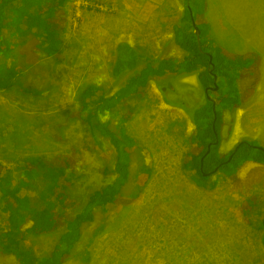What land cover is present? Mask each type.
<instances>
[{
  "label": "rangeland",
  "instance_id": "obj_1",
  "mask_svg": "<svg viewBox=\"0 0 264 264\" xmlns=\"http://www.w3.org/2000/svg\"><path fill=\"white\" fill-rule=\"evenodd\" d=\"M64 10L61 51L56 57L37 54L39 67L28 78L47 87L45 93L31 96L17 87L0 91V162L15 169L28 154L76 150L83 182L77 181L71 192L80 199L108 180L103 170L111 168L114 149L69 118L77 87L100 77L111 91L123 83L131 72L118 80L111 74L121 41L149 59L181 58L184 52L173 42L172 28L183 1L68 0ZM202 17L225 50L260 57L257 83L253 77L240 80L245 100L234 112H224L220 150L228 152L243 138L264 144V0H204ZM163 79L152 78L143 96L123 105L129 111L127 131L151 152L149 181L131 204L97 210L76 251L90 250L85 264H264V164L247 161L229 177L215 173L213 188L194 184L182 166L193 125L182 108L164 101L157 85ZM165 85L162 90L171 87ZM175 85L186 90L189 102L202 98L194 75L178 77ZM131 165L132 177L137 161ZM252 195L256 207L245 216L240 205ZM59 232L29 234L26 245L37 255L46 254ZM0 264L16 262L0 255ZM65 264L83 262L74 254Z\"/></svg>",
  "mask_w": 264,
  "mask_h": 264
},
{
  "label": "trees",
  "instance_id": "obj_2",
  "mask_svg": "<svg viewBox=\"0 0 264 264\" xmlns=\"http://www.w3.org/2000/svg\"><path fill=\"white\" fill-rule=\"evenodd\" d=\"M67 1L0 0V91L17 87L31 96L45 93L47 87L32 84L28 78L39 67L37 54L56 57L61 51ZM182 1L183 10L172 28V40L184 52L181 58L149 59L121 41L115 46L111 74L118 80L131 72L123 83L111 91L105 85L106 78L100 77L84 82L75 91L76 107L69 118L81 123L94 139L106 138L114 149L111 168L103 170L109 175L106 182L88 189L80 199L75 196L71 191L77 181L83 182V174L78 152L73 149L49 155H25L15 169L0 162V255L11 257L16 264H65L74 254L83 264L89 261L90 250L76 251V248L84 228L95 221L97 210L131 204L152 175L151 152L140 147L127 131L129 111L123 110L126 99L146 93L152 78L165 77L157 82L164 101L182 108L193 125L182 166L194 184L213 188L217 181L211 180V176L215 173L229 177L247 161L264 164V144L256 140L243 138L228 152L220 150L224 112H234L243 104L245 96L240 92V80L253 77L257 83L259 55L253 51L225 50L212 38L209 22L202 17L204 0ZM191 18L200 29L199 39ZM189 75L195 76L201 90L202 98L197 102H189L183 95L186 90L175 85L178 77ZM167 82L171 87L162 90ZM215 85L217 88L213 89ZM207 87L212 88L205 92ZM209 143L210 150L203 156ZM132 161H137V167L131 177ZM256 203L257 197L249 196L240 209L246 216ZM260 227L264 247V217ZM57 230L61 232L46 254L37 255L26 245L29 234L44 235ZM97 234H92L90 241Z\"/></svg>",
  "mask_w": 264,
  "mask_h": 264
},
{
  "label": "water",
  "instance_id": "obj_3",
  "mask_svg": "<svg viewBox=\"0 0 264 264\" xmlns=\"http://www.w3.org/2000/svg\"><path fill=\"white\" fill-rule=\"evenodd\" d=\"M191 20H192V25H193V27H194V32H195V34H196V37H197V39H199L200 29H199V27L197 26L195 20H194L193 18H191ZM209 63L211 64V67L213 68L214 65H213V62H212V56H211V55H209ZM213 77H214V81H215V80H216V74H215V73L213 74ZM210 88H212V87H207V88H205V92L208 91V89H210ZM216 88H217V86L215 85V86L213 87V89H216ZM215 120H216V113H215V111H214L213 127L215 126V125H214ZM209 150H210V143L207 145V150H206V152L204 153L203 156H205V155L209 152ZM230 157H231V155H230ZM202 160H203V157H201V162H202ZM215 170H216V168H215Z\"/></svg>",
  "mask_w": 264,
  "mask_h": 264
}]
</instances>
